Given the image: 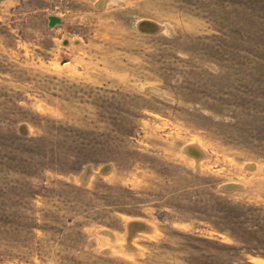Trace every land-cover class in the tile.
<instances>
[{"label":"rangeland","instance_id":"obj_1","mask_svg":"<svg viewBox=\"0 0 264 264\" xmlns=\"http://www.w3.org/2000/svg\"><path fill=\"white\" fill-rule=\"evenodd\" d=\"M0 264H264V0H0Z\"/></svg>","mask_w":264,"mask_h":264},{"label":"bare ground","instance_id":"obj_2","mask_svg":"<svg viewBox=\"0 0 264 264\" xmlns=\"http://www.w3.org/2000/svg\"><path fill=\"white\" fill-rule=\"evenodd\" d=\"M152 27H150V26H144L143 28L145 29V30H147V31H150V30H154V28H155V25H151ZM151 32V31H150Z\"/></svg>","mask_w":264,"mask_h":264},{"label":"water","instance_id":"obj_3","mask_svg":"<svg viewBox=\"0 0 264 264\" xmlns=\"http://www.w3.org/2000/svg\"><path fill=\"white\" fill-rule=\"evenodd\" d=\"M139 27H140L141 30L147 31V30H145V29L143 28V24H142V23L139 25ZM155 30H156V28H154L153 31H155ZM133 226H134V223L131 224V227H133ZM139 227H140V224H139Z\"/></svg>","mask_w":264,"mask_h":264}]
</instances>
